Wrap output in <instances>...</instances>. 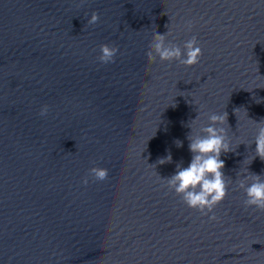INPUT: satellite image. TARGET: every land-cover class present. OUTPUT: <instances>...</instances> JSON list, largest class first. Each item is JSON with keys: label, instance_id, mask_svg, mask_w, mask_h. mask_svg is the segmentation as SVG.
I'll return each instance as SVG.
<instances>
[{"label": "water", "instance_id": "1", "mask_svg": "<svg viewBox=\"0 0 264 264\" xmlns=\"http://www.w3.org/2000/svg\"><path fill=\"white\" fill-rule=\"evenodd\" d=\"M167 31L181 47L195 36L200 62L149 63ZM198 111L194 129L228 114L217 221L163 180L190 163ZM261 120L264 0H0V264H264V212L236 188L264 175Z\"/></svg>", "mask_w": 264, "mask_h": 264}, {"label": "clouds", "instance_id": "2", "mask_svg": "<svg viewBox=\"0 0 264 264\" xmlns=\"http://www.w3.org/2000/svg\"><path fill=\"white\" fill-rule=\"evenodd\" d=\"M99 19V14L92 12L87 24L94 25ZM186 27L188 31H191V22ZM170 35L169 31L164 34H155L150 42V50L146 53L149 63H155L157 57L161 62L178 61L185 67H191L200 62L202 49L195 36L184 42L183 47H181L167 41ZM118 52V47L102 44L98 59L103 64L113 63ZM203 107V105L200 106L201 109ZM48 112L49 106L43 105L40 109V115L47 116ZM198 113L196 119L188 125L191 129L187 135L188 148L191 153L190 163L187 167L177 164L176 172L163 180L166 181L169 191H174L188 208L199 211L202 215L207 216L209 221H217L218 217L214 209L223 202L228 194L229 186L233 182L232 179L224 175L225 162L221 159L222 154L233 151L228 138L229 127H224L228 124V114L225 111L222 114L212 113L208 115L206 126L194 129L193 124L199 120L202 111H198ZM256 127L255 156L252 160L259 157L264 161V120L256 122ZM175 143L178 148L183 146V142L180 140H176ZM171 161L172 156L169 154L166 158L159 160V163L164 164ZM89 174L95 180L103 181L108 178V169L92 167ZM83 183L88 184L87 177L84 178ZM236 188L244 191L243 206L245 209L252 208L264 212V175L253 173L243 175L236 181Z\"/></svg>", "mask_w": 264, "mask_h": 264}]
</instances>
